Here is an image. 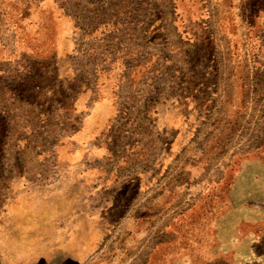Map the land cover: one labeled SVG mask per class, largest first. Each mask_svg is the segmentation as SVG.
<instances>
[{
    "label": "rangeland",
    "instance_id": "1",
    "mask_svg": "<svg viewBox=\"0 0 264 264\" xmlns=\"http://www.w3.org/2000/svg\"><path fill=\"white\" fill-rule=\"evenodd\" d=\"M112 1L0 0V44L11 48L15 43L16 30L20 39L22 36L20 44L28 46L19 62L4 66L5 62L0 61L2 72L3 69L12 72L16 65L22 79L21 86L18 82L15 83V89L11 79L9 82L12 86L5 85L6 72L1 73L0 78V124L4 128L0 133V264H22L30 258L28 255L33 257L30 250L33 238L31 240L29 232L33 231V224H30L33 220H25L26 216L22 214L29 213L30 207L33 213V187L45 185L51 175L57 176V171L67 168L63 164V158L70 144L68 141L78 138L83 122V117L81 120V115L75 113V92L70 90L76 86L75 82L61 80V62L76 61L77 65H82L86 58V62L93 59L98 63L103 57L115 55L114 47L109 48L111 38L114 37L103 39L105 41L102 47H106L103 48L105 51L94 50V42L93 46L89 44L88 51L91 55L83 54L84 40L80 37L85 30L96 25L100 13L110 10V14H114ZM117 2L116 10L119 7H129L126 6V1ZM142 2L144 0H134L135 10L140 9ZM243 2L245 0H233L228 9L226 0H209L210 20L218 44L216 54L220 94L218 107L209 118L212 120L209 127L199 130L200 138L194 142L197 145L193 149L197 148L198 154L201 153L204 157V160H199V167L204 169L203 175L196 179L186 174L180 177L176 170L179 165H173L147 193L128 204L118 218L96 222L102 228L97 247L89 251L82 260H73L67 264L142 263L163 238L172 216L188 206L194 195L208 183L221 177L231 154L238 149L253 147L263 120L264 63L261 69H256L250 62L241 17L245 6ZM62 19L66 21L63 23ZM230 26L233 27L228 33ZM33 46L49 58L45 78L47 82L43 86L46 88L44 94L47 98L44 100L47 103L42 107L33 104L36 101L33 100L36 80L33 77ZM123 51L127 50L123 48ZM67 69L70 71L69 67ZM130 69L131 66H128L125 71L129 73ZM83 71L89 72L92 69L82 67L78 74L83 75ZM127 72L124 73L126 76L123 80L119 81L117 89H125L129 83L126 81L130 76ZM237 78L243 81V87H238L236 92L241 97L230 98L229 107L227 101L232 90L226 87L228 81L231 84L234 82L235 87ZM91 83L92 90L101 88L99 82ZM129 109L131 108L115 118L109 146L113 148V153L118 154V159L111 161L113 166L106 177L111 180V188L117 184L119 189L122 188L124 180L142 170L160 146L155 131L137 123ZM214 123L219 124L217 133L222 139L220 144L215 145L216 148L219 147V154L211 153L210 156V153L203 150L208 145L207 133L212 131L210 128ZM127 155L128 158L124 159ZM137 182L134 183V189ZM106 183L108 182L102 184ZM225 196L233 206L220 220H213L205 227L207 238L196 241L180 253L171 254L159 264H264V242L248 225L264 221V162L256 157L246 158ZM126 197H129L128 192L124 199ZM91 211L93 214L94 210ZM12 213L21 214L17 215L21 216V220H7ZM107 215L110 216V212ZM64 222L65 225L69 224ZM69 225L68 227H73L72 224ZM40 261L42 260L38 262ZM29 264H33V259Z\"/></svg>",
    "mask_w": 264,
    "mask_h": 264
},
{
    "label": "crops",
    "instance_id": "2",
    "mask_svg": "<svg viewBox=\"0 0 264 264\" xmlns=\"http://www.w3.org/2000/svg\"><path fill=\"white\" fill-rule=\"evenodd\" d=\"M102 1L105 0H100V2ZM117 1H112L114 3L112 7L114 14H110V10L100 13L96 25H92L90 30H85L84 34L80 35L81 38L84 35L88 36L87 34H97L98 36L96 39L83 38L84 44L82 47L84 49H82V52L84 55L92 54L88 51V45L93 46V42L94 50L105 51L103 48L106 47H102L105 41L103 39L110 38V36L114 38H111L112 41L109 48L112 49L114 47L116 50L115 55L113 57L111 55L110 57H103L98 63L93 61V59L91 62H86V58L82 65L79 63L77 65L76 61H69V68L73 72L74 77L86 82L89 87V89H85L84 91H78L75 96L74 109L77 111L75 113L81 115V120L83 117V122L81 121L82 126L78 138L68 141L70 144L63 158V164L67 168L60 170L61 177L64 181L61 184V192L57 191V193H61L62 197L59 201H56L54 198L57 197L52 195L57 193H52L47 190L45 195L49 200L42 207L48 210L50 209V214L52 209L62 210L63 214H67V217L63 220H88L84 216L89 217L91 210L98 212V210L108 208V206L117 208L119 202L121 205L126 203L127 207L128 204H131L140 195L147 193L157 184L173 165H179L176 170L179 171L180 177L186 174L196 179L200 175L202 176L204 172V169L199 167L201 165L199 160H204V157L201 153L198 154L197 148L193 149L194 145H197L194 142L200 138L198 137L199 133L196 134L195 131L193 134L194 137H191L193 131H190V129L185 131L187 125H189L191 130L196 127L194 113L196 108L202 103L203 96L201 93L196 92L192 94V83L186 84L187 87L184 84L182 85V82H185L183 79L186 75L185 71L188 68L191 72L195 71L194 69L199 63H202L199 62V59H196L195 62L192 61V51L196 49L194 44L183 42L178 37L172 24V13L170 11L171 0H144L142 2L144 6L141 4L140 9L137 8L136 10L134 8V0H122L123 2L126 1L125 4L126 6L129 5V7H125L124 9L119 7V10H116L115 4L118 3ZM246 1L243 2L245 6L241 11V17L246 9ZM232 2L233 0H226L225 5L228 6V9ZM190 7L189 11L194 16L200 14V10H194L192 6ZM206 7V12L210 19L209 0H206ZM64 20L66 21V19ZM64 20L62 19L63 23L65 22ZM232 27L230 26L227 29L228 33ZM164 31L168 33V43L165 45L161 44L164 39ZM87 40L91 41L87 42ZM214 43L215 46L218 45L216 41ZM72 48H74V45ZM123 48L127 51L124 52ZM66 49L67 46L65 43ZM61 51L64 50L62 49ZM3 62H5L4 66L15 63V61ZM128 66H131L129 73L125 71ZM82 67H88L92 71H83L84 74L80 75L78 72H81ZM97 68L98 71H95ZM121 68L123 71H121ZM13 70L16 71V65L13 67ZM126 72L130 75L129 79L126 80L129 83L125 86V89H117L119 81L126 76L124 75ZM191 72L189 75L192 78L193 74L196 79L200 78L198 68H196L195 73L191 74ZM92 81L99 82L101 88L92 90ZM235 83L236 86L234 87V82L231 84L228 81L226 87V89L232 90V95L227 101V106L229 107L230 98L241 97L236 94L240 88L239 80L237 79ZM234 90L235 92H233ZM238 102L239 100L236 105ZM217 107L218 105L216 104L213 112L199 126V130L203 127L204 129L209 127L210 121H212L209 118L214 114ZM127 108H131L129 112L132 113L131 115L133 119H136L135 121L137 123L139 122L145 128H152L155 131L154 134L157 136L160 146L158 152L153 155L151 161L142 170L137 171V173L130 175L129 179L126 178L124 180L123 187L120 190L118 184L111 188L109 186L111 180L106 178L108 171L112 167L108 163L110 161L107 159L110 158L112 161L115 158L113 160L115 161L118 159V154L113 153V148L109 146L111 145L112 133L108 134L107 138L105 134L109 126L112 125L114 127L115 118L123 115L121 112L127 110ZM156 115V123L153 125L152 121ZM218 125L214 123V126L210 128L212 131L207 133L209 139L206 142L208 144L206 148L208 150L204 148L203 151L208 152V154L210 153V156H212L211 153L219 154L217 152L219 151V147H215L216 144L221 143L222 139L219 132L217 133L220 127ZM157 128L162 129L164 134L172 129L173 133H169L172 137L166 135L164 137L161 133L164 137L161 138ZM108 138L109 141L107 142ZM75 140L77 141L76 143ZM126 158H128V155L124 159ZM136 176H138L136 179L138 181L136 184L137 190H135L137 195L131 197L129 192H133L134 188L133 181H130V179H135ZM152 176H157V180H154ZM54 178L55 175H51V178L47 182H50ZM71 179H76V182L79 184L77 198L72 190H65V188L69 187L67 183ZM103 182H108L109 184H102ZM54 187L56 186H52V189ZM202 191L194 195L193 201ZM127 192L129 197L124 199V195H127ZM119 193H121L120 201H118ZM106 194H109V196L107 197ZM226 200L229 203V211L233 205L229 202L228 198ZM71 210L79 212L77 214L80 215H76V213L72 215L73 211ZM228 211L215 220H220ZM79 235L80 239H85L86 237L82 233Z\"/></svg>",
    "mask_w": 264,
    "mask_h": 264
},
{
    "label": "trees",
    "instance_id": "3",
    "mask_svg": "<svg viewBox=\"0 0 264 264\" xmlns=\"http://www.w3.org/2000/svg\"><path fill=\"white\" fill-rule=\"evenodd\" d=\"M97 1L100 2V0ZM189 5L192 6L194 10H200V14L194 16L192 12L189 11L191 8ZM206 9V0H180L179 2L178 0H171L170 5L172 24L178 37L183 42L194 44L196 49L192 51V61L195 62L196 59H199V62H202L196 67L198 68L200 78L196 79L194 77L193 73H195L196 68L194 69L195 71L192 72L188 68L185 71L186 75L183 77L185 82L181 81L182 85L184 84L185 87H187L186 84L192 83V94L196 92L203 95L202 103L196 108L194 113V122H196V127L191 130L189 125H187L185 129V131H188L189 129L190 131H193L191 137H194L193 134L195 131L196 134L198 133L199 126L204 122L206 117L213 112L220 94L218 72L219 65L217 62L216 46L214 43L215 35ZM242 20L249 46L250 62L254 68L261 69L264 63V0H247ZM38 22L39 20L36 23L38 24ZM33 24H35V21ZM43 24L44 22L42 25ZM14 31L16 39L11 48H5L0 44V61L19 62V60L22 59L23 52H25L28 47L27 45L23 46L20 44L19 41L22 40V36L20 39V37L16 34V30ZM87 35L88 36L84 35L83 38L86 37L87 39H96L98 37L97 34ZM163 35L164 39L161 44L165 45L168 43V33L164 31ZM83 38L81 39L84 40ZM60 56H62V54ZM48 60V56H46L43 51H40L39 48L33 46V77L36 79L35 85L33 86V100L36 101H33V104L37 107L45 106L47 103L44 100L47 98L44 94L46 88L44 89L43 86L47 82L45 78H47L48 74ZM60 60L61 57H59V62ZM68 67V61L65 63L61 62V80L65 82L66 80L69 82H75L76 86H73L70 89L75 92V96L78 91L89 89L86 82L73 77V74H71V72L67 69ZM95 71H98V68L95 69ZM121 71H123L122 68ZM190 72L193 74V78L189 75ZM1 73H3L2 69L0 70V78ZM4 73L6 75L5 85L7 87L12 86L9 82L10 79L13 80L14 83L12 87L15 88L16 82H18L21 86L22 79L18 70L8 72L4 69ZM237 79L240 83L239 87L242 88V79ZM36 82H43V84L39 85V83L36 84ZM125 111L121 112V114H125ZM262 118L263 120L256 135V140L253 142V147L250 149H238L231 154L221 177L215 181H211L210 185H208L189 206L182 208L179 212L172 216L166 226L163 238L157 242L156 247L149 254L147 259L140 264H159L171 254L180 253L181 251L188 249L196 241L205 240L207 238V231L205 227L229 209V203L224 196V192L226 188L231 185L233 179L238 174L243 161L248 157H256L264 162V110ZM156 119L157 115L153 121L151 120L153 125H155ZM2 129L4 130V128H1L0 124V133L2 132ZM157 129L161 138H164L165 135L172 137L169 135V133H173L172 129L168 130L165 134L162 129ZM112 131L113 127L111 125L106 129V138L108 137V134L112 133ZM108 141L109 138L107 139V142ZM185 143H187V141H185ZM107 160L110 161L108 163L112 165L113 162L111 163L110 158ZM56 175L57 176H55L54 179L50 182H46L45 185L36 186V188L33 187V213L31 211L32 207H30L29 213L22 214V216H26L24 217L25 220H33L30 223L33 224V231H29L31 240L33 238V246L30 248L31 253H33V257L28 255L30 258L26 261L27 264L31 263V259H33V264L39 260L42 261L37 264H67L73 260H82L89 251L94 250L97 247V244L101 239V224L98 226L96 222H101V220H114V218H118V216L126 208V203L121 205L119 202L117 208L108 206V208H102L98 210V212L94 211L93 214L91 211L89 213V217H86V215L84 216V218L88 220H72L71 222L64 220L69 224H72L73 227L70 228L68 227L70 225L68 223V225H65V222L63 221V219L67 217V214H63L62 210L52 209L51 214H53V217L50 214V209L48 210L42 208L45 206V202L49 200L45 195L47 190L52 193H57V191L61 192V184L64 179H62L60 171H57ZM137 177L138 176H136L135 179H130V181H133V187H135L134 183ZM152 178L157 180V176H152ZM53 180L54 182H52ZM67 185L69 187L65 188V190H72L77 198V189L79 184L76 182V179H71ZM52 186L56 187L52 189ZM135 190L136 188L133 192H129L131 197H135L137 195ZM120 194L121 193H119V195ZM52 196L57 197L54 198L56 201H59L62 197L61 193H57ZM118 201H120V197ZM71 211H73L72 215H75V213L76 215H80L77 214L79 212L75 210ZM109 212L110 216L107 215ZM17 215L16 213L9 214L7 220H21V216L18 217ZM52 218L55 221H53ZM60 222L63 223L59 224ZM248 225L251 231L257 234V236L264 242V221L253 222ZM80 233L86 236L85 239H80ZM93 233L94 235H92ZM26 263L23 262L22 264Z\"/></svg>",
    "mask_w": 264,
    "mask_h": 264
}]
</instances>
